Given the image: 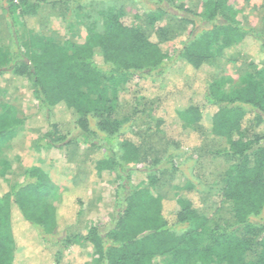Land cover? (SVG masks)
<instances>
[{"label":"trees","instance_id":"obj_1","mask_svg":"<svg viewBox=\"0 0 264 264\" xmlns=\"http://www.w3.org/2000/svg\"><path fill=\"white\" fill-rule=\"evenodd\" d=\"M3 1L8 26L27 31L23 40L15 36L9 45L0 43V75L10 73L14 84L30 86L35 109L49 127L40 137L44 147L69 144L77 134L92 153L88 182L62 191L57 206L47 200L56 195V186L37 168L26 170L23 181L0 196V264H44L36 257L45 248L59 264L62 250L54 237L77 223L88 201L87 186L111 177L120 181L117 214L102 229L92 226L85 235L62 239V248L87 244L95 264H159L157 257L161 264H264V61L255 65L243 57L235 81L204 75L212 60H235L251 41L264 46L260 34L243 26L233 1L201 0L194 11L170 0H143L153 5L143 15L144 26L157 33L155 41L141 26L125 22L123 9L110 6L97 13L100 28L88 23L80 43L46 37L27 22L44 6L65 4L75 12L87 0ZM179 26L189 28L187 39L169 56V32ZM132 80L159 88V104L172 108L182 144L190 135L213 141L210 154L226 165L218 187L227 209L217 221L201 212L191 181L179 187L172 155L161 164L122 131L116 95ZM164 80L180 85L164 91ZM153 120L161 132L166 118ZM23 125L3 106L0 148ZM133 172H146L150 187L170 173L175 198L154 195L140 187L143 181L132 184Z\"/></svg>","mask_w":264,"mask_h":264},{"label":"rangeland","instance_id":"obj_2","mask_svg":"<svg viewBox=\"0 0 264 264\" xmlns=\"http://www.w3.org/2000/svg\"><path fill=\"white\" fill-rule=\"evenodd\" d=\"M232 1L241 10L243 26L252 29L264 38L263 0ZM170 2L173 5L183 3L186 9L196 11L201 0H170ZM81 5L82 9L75 12L68 11L65 4L44 6L36 17L28 20L27 24L34 32L46 37L80 43L86 35L88 23L95 21L100 28L101 19L97 13L101 9L112 6L123 9V20L128 24L141 26L151 41H155L158 37L154 30L144 26L143 14L153 5L143 0H111L108 2L87 0ZM5 7V1L0 0V43L4 42L5 45H9L10 37L17 36L23 40L27 30L20 26L14 27L13 30L8 26ZM188 32L189 28L182 26L178 29L173 28L169 32L173 39L165 44V51L169 56L173 55L181 46L180 44L187 39ZM243 50V54L234 56L235 60H212L205 69V78L212 80L221 76L235 81L237 80L236 71L243 62V57H246L247 62H253L255 65H260L264 61V46L261 42L251 41ZM167 78H170V75ZM12 80L10 73L0 75V110L3 106L10 108L15 117L24 120V125L17 129L15 136L0 148V196L7 193L15 184L21 183L26 170L37 168L46 173L56 186V195H51L47 200L57 206L62 191L88 182L89 159L92 150L78 142L77 134L70 138L73 140L69 144L44 147L40 137L49 131V127L35 109L32 90L25 83L14 84ZM179 82L170 83L164 80L161 84L164 91H170L175 84L179 87ZM158 89H150L147 85L138 83L137 80H132L126 86L118 88L116 119L123 122L122 131L132 140L138 141L142 149L148 153L149 158H158L163 164L167 155L174 157L172 163L180 170L175 174V180L180 183L179 187H182L186 180L191 181L198 192L196 193L200 195L201 212L206 218L217 221L222 217L221 215H225L227 209V205L221 203L218 187L219 176L226 167L225 162L210 154L213 141L207 135L204 137L190 135L189 140L182 144L179 123L168 102L167 106L159 104ZM160 116H164L166 120L161 132H157L153 119ZM143 166L140 165L138 168L142 170ZM165 166L168 167L167 164ZM157 179V186L150 187L146 172L142 175L133 172L131 181L134 185L143 181L141 188H147L154 195L159 194L165 199H174L176 190L172 187V175L169 173ZM175 180L174 183H176ZM118 183L120 181L111 177L110 180L96 181L87 186L88 201L77 223L53 239L62 250L59 264H83L84 262L95 264V258L92 257V249L89 245L78 243L62 248L61 240L78 234L85 235L92 226L102 229L109 224L120 208V197L117 196ZM122 194L123 192H120V195ZM180 194L183 195L184 192ZM24 240L19 239L18 242L24 244ZM52 254L53 251L45 248L36 258L44 264H53ZM154 261L161 264L159 257Z\"/></svg>","mask_w":264,"mask_h":264}]
</instances>
